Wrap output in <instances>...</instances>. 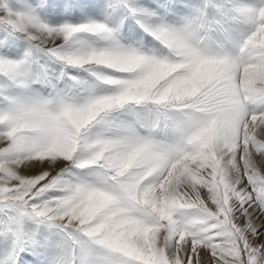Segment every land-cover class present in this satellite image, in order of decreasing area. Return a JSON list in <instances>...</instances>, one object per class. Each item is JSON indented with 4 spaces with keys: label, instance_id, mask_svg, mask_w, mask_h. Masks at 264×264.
Instances as JSON below:
<instances>
[{
    "label": "snow or ice",
    "instance_id": "1",
    "mask_svg": "<svg viewBox=\"0 0 264 264\" xmlns=\"http://www.w3.org/2000/svg\"><path fill=\"white\" fill-rule=\"evenodd\" d=\"M0 264H264V0H0Z\"/></svg>",
    "mask_w": 264,
    "mask_h": 264
}]
</instances>
